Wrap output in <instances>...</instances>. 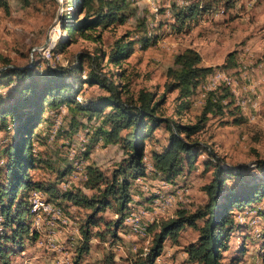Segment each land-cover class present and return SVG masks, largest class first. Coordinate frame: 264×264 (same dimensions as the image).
Returning a JSON list of instances; mask_svg holds the SVG:
<instances>
[{
    "label": "rangeland",
    "instance_id": "obj_1",
    "mask_svg": "<svg viewBox=\"0 0 264 264\" xmlns=\"http://www.w3.org/2000/svg\"><path fill=\"white\" fill-rule=\"evenodd\" d=\"M127 1L134 14L129 15L123 24H112L101 32L100 43L93 44L76 36L60 53L56 52L57 44L66 39L60 22L66 11V0H30L29 3H25L26 0H0V69L5 61L10 63L9 66L19 68L36 63L35 74L39 75L44 73L46 66L66 68L71 71L67 83L78 88L79 83L85 81L89 67L88 60H85L83 72H80L78 57L84 53L93 55L96 49L108 53L116 40L131 34L132 40L142 36L150 38L148 48L143 49L137 43L132 55L119 67L103 61L104 72L109 75L123 73L126 79L122 84H127L130 95L136 96L144 89L153 93L156 100L163 97L160 112L163 117L183 125H194L211 92L228 90L234 94L224 100V106L231 104L224 108L222 114L207 117L204 129L194 138L205 147V151L190 173L185 170L176 179L174 187L160 180L152 171L150 152L160 151L167 141L163 128L152 133L145 142L147 180L141 178L139 182L132 183L133 202L129 205L130 213L142 216L146 233L137 234L127 227V217L121 228H114L119 217L116 211L107 209L97 216L101 220L93 234H99L92 239L90 251L83 256L82 264H104L106 259H112L115 264H130L149 252L153 237L159 232L154 228L147 233L149 225L159 226L174 219L180 211L192 215L204 208L208 198L203 188L210 182L212 171L208 168L204 173V161L209 160L224 168L239 167L243 171L255 172L256 162L264 160V0H232L233 5L229 8L224 6L223 0ZM206 1L212 8L199 12L193 19L181 23L176 18L180 7L195 3L204 7L208 5ZM142 22L143 28L140 27ZM48 37L50 43L41 50ZM187 49L196 51L201 57V66L213 71L186 100L187 109L176 116L180 106L178 93L167 91L169 81L166 73L173 66L174 57ZM230 54L232 64L226 65ZM220 75L232 81V86L219 81ZM80 90L78 102L106 95L97 87L84 84ZM13 94L12 87H0V105L2 98L8 100ZM67 116L64 108L58 111L46 109L43 120L47 123H42L36 130L40 137L33 139L32 153L43 157L46 162L32 170L30 175L44 185L59 186V193L31 192V205L50 206L51 212L42 214L44 224L38 230L35 219L33 221L28 214L33 233H29V239H24L22 248L14 249L15 255L9 264H72L81 246L79 227L91 211L72 205L61 195L71 190L81 191L87 198L96 194L84 187L83 177L71 182V175L76 172L74 164L79 162L85 170L89 166L95 167L111 178L113 171L126 158L118 146L104 147L101 141H92L93 128L98 126V122L91 125L82 120L73 129ZM8 125L10 130L9 121ZM6 132L0 123V168L5 162ZM68 167L71 172L62 181L58 180V174ZM237 181L231 180L227 185L234 186ZM233 216L236 226L233 225L234 230L228 237L227 248L220 253L219 264H264V202L236 208ZM201 225L198 222V226ZM113 230L116 231L115 237L111 233ZM198 238L199 231L186 227L176 240H165L162 254L155 264H193L187 250L197 243Z\"/></svg>",
    "mask_w": 264,
    "mask_h": 264
},
{
    "label": "trees",
    "instance_id": "obj_2",
    "mask_svg": "<svg viewBox=\"0 0 264 264\" xmlns=\"http://www.w3.org/2000/svg\"><path fill=\"white\" fill-rule=\"evenodd\" d=\"M29 1L26 0L25 3ZM66 2V11L60 21L66 39L62 40L64 43L60 41L57 44L56 52L60 53L76 36L93 44L100 43L101 32L112 24H123L129 15L134 14L127 0ZM223 2L226 8L233 5L232 0ZM206 3L208 5L204 7H200L199 3L180 7L176 18L181 23L193 19L199 12L212 8L210 2ZM1 4L6 6L5 2ZM143 25L144 22L140 27L143 28ZM130 36L131 34H125L116 40L108 53L96 49L93 55H80V72H83L85 60H88L89 67L85 81L79 83L78 88L67 83V78L71 75L69 69H53L46 66L44 73L39 75L35 74L38 67L36 63L31 67L19 68L9 66L8 61L3 62L0 69V87H12L14 94L8 100L2 98L0 105V123L7 130L8 138V144L3 151L4 166L0 168V264H9L11 257L15 255L14 249L22 248L24 239H29V233H33L28 219V214L32 219L31 192L40 190L50 195L59 193V186L44 185L30 175L32 170L46 162L43 157L39 158L32 153L33 139L40 137L36 130L42 123H47V120H43L46 109L58 111L64 108L73 129L78 127L82 120L91 125H95V121L98 122V126L93 128L92 141H101L104 147L118 146L126 156L113 171L111 178H107L95 167L86 168L88 179L84 187L96 192L91 198H87L78 190L61 195L62 199L72 205L91 211L79 227L81 246L72 264H82L83 256L89 253L92 239L99 234H93V229L98 227L101 220L97 218L98 215L107 209L114 210L119 217L114 228L124 225L125 217L131 211L129 205L133 202L132 183L147 176L144 161L145 142L152 133L163 128L167 134L166 145L160 151L150 152L152 171L160 180L173 187L176 179L182 176L185 170L189 173L192 171L204 153L205 147L194 140L195 136L204 129L209 115L216 116L224 112V108L231 104L224 106V100L234 94L228 90L211 92L205 100L199 120L194 125H183L174 119L163 117L160 115L164 104L163 97L156 100L153 93L144 89L136 96L130 95L127 84H122L126 79L123 73L109 75L104 72L103 61L113 67H119L132 55L137 43L141 44L143 49L148 48L150 38L142 36L132 40ZM232 60L230 54L226 65L232 64ZM212 71V68L201 66L200 55L192 49L174 57L173 66L166 73L169 81L166 88L167 91L178 93L177 101L180 106L176 116H180L181 112L187 109L186 100L194 95ZM114 79L119 80V84ZM81 84L97 87L106 95L78 102ZM8 121L12 127L10 130ZM87 154L85 147V155ZM202 164L204 173L208 168H212L210 182L203 188L208 198L207 205L195 214L189 215L180 211L174 219L162 222L159 226L149 225L147 233L154 228H158L159 232L154 235L149 252L130 264H155L162 254L165 240H176L179 232L186 227L199 231L197 243L187 250L190 261L193 264H219L220 253L227 248L226 242L234 230L233 210L264 202V160L256 162L255 172L243 171L239 167L224 168L209 160ZM74 169L76 171L75 167ZM70 172L71 168H66L58 174L57 179L63 180ZM231 180L238 181L234 186H228L227 183ZM198 222L202 225L198 226ZM115 232H111L113 237ZM100 236L104 238L101 233ZM104 264L115 263L112 259H106Z\"/></svg>",
    "mask_w": 264,
    "mask_h": 264
},
{
    "label": "bare ground",
    "instance_id": "obj_3",
    "mask_svg": "<svg viewBox=\"0 0 264 264\" xmlns=\"http://www.w3.org/2000/svg\"><path fill=\"white\" fill-rule=\"evenodd\" d=\"M216 76V75H215ZM219 81H223L224 84L228 85V87L232 86L233 82L230 81L229 79L227 80V78L224 75H220V77H218ZM236 80V79H235ZM216 83V82H215ZM222 83V82H221ZM218 85V84H217ZM225 87V86H224ZM220 88V87H219ZM218 88V89H219ZM74 167L76 168V172L72 173L71 175V182L75 181L76 179H78L79 177H83L84 180L86 181L88 179V176L85 172V169L79 165V162H76L74 164ZM79 180V179H78ZM143 180V179H142ZM140 180H138L139 182ZM145 182V181H144ZM167 186V185H165ZM167 188V187H166ZM168 194V193H167ZM171 196V195H170ZM173 196V195H172ZM170 198V197H169ZM175 198V197H174ZM168 200V199H167ZM171 200V199H170ZM165 201V200H164ZM40 204H35L34 206H32L33 208H31V215H32V220L34 221L35 219V224L38 226L39 225V220L41 221L42 219V214L47 215L50 214L51 212V207L50 206H42L39 207ZM161 206V205H160ZM164 206V205H163ZM169 206V204H168ZM43 207H48V210L44 209ZM167 208V207H166ZM60 213V211H59ZM143 213V212H142ZM139 214V213H138ZM142 218V216H140ZM137 214L135 213H130L127 218H126V226L129 227L133 232H136L137 234H142L144 235L146 233L145 231V226L142 225V220ZM42 222V221H41Z\"/></svg>",
    "mask_w": 264,
    "mask_h": 264
},
{
    "label": "built area",
    "instance_id": "obj_4",
    "mask_svg": "<svg viewBox=\"0 0 264 264\" xmlns=\"http://www.w3.org/2000/svg\"><path fill=\"white\" fill-rule=\"evenodd\" d=\"M46 55L48 56V52L46 53ZM37 205V204H36ZM44 209H46V210H48V207H43ZM55 218H61V217H55ZM148 218V217H147ZM44 223L43 222H41L40 220H39V226H37V230L38 229H40L41 227H42V225H43Z\"/></svg>",
    "mask_w": 264,
    "mask_h": 264
},
{
    "label": "water",
    "instance_id": "obj_5",
    "mask_svg": "<svg viewBox=\"0 0 264 264\" xmlns=\"http://www.w3.org/2000/svg\"><path fill=\"white\" fill-rule=\"evenodd\" d=\"M49 43H50V38L48 37V38L46 39L45 45L41 48V50L46 49V47L48 46Z\"/></svg>",
    "mask_w": 264,
    "mask_h": 264
},
{
    "label": "crops",
    "instance_id": "obj_6",
    "mask_svg": "<svg viewBox=\"0 0 264 264\" xmlns=\"http://www.w3.org/2000/svg\"><path fill=\"white\" fill-rule=\"evenodd\" d=\"M145 179L147 180V177Z\"/></svg>",
    "mask_w": 264,
    "mask_h": 264
}]
</instances>
